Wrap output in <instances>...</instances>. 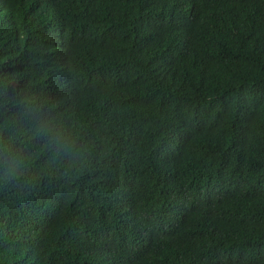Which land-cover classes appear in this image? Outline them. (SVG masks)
I'll list each match as a JSON object with an SVG mask.
<instances>
[{
    "label": "trees",
    "instance_id": "1",
    "mask_svg": "<svg viewBox=\"0 0 264 264\" xmlns=\"http://www.w3.org/2000/svg\"><path fill=\"white\" fill-rule=\"evenodd\" d=\"M0 264H264V0H0Z\"/></svg>",
    "mask_w": 264,
    "mask_h": 264
},
{
    "label": "clouds",
    "instance_id": "2",
    "mask_svg": "<svg viewBox=\"0 0 264 264\" xmlns=\"http://www.w3.org/2000/svg\"><path fill=\"white\" fill-rule=\"evenodd\" d=\"M16 153V148L15 146H9L4 149V155L7 156L8 158H12Z\"/></svg>",
    "mask_w": 264,
    "mask_h": 264
}]
</instances>
